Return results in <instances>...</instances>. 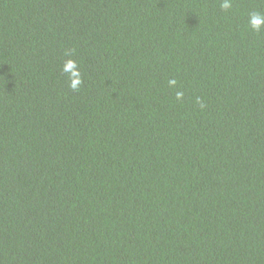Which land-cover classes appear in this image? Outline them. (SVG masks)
Instances as JSON below:
<instances>
[{
  "label": "trees",
  "instance_id": "obj_1",
  "mask_svg": "<svg viewBox=\"0 0 264 264\" xmlns=\"http://www.w3.org/2000/svg\"><path fill=\"white\" fill-rule=\"evenodd\" d=\"M222 2L0 0V264H264V0Z\"/></svg>",
  "mask_w": 264,
  "mask_h": 264
},
{
  "label": "clouds",
  "instance_id": "obj_2",
  "mask_svg": "<svg viewBox=\"0 0 264 264\" xmlns=\"http://www.w3.org/2000/svg\"><path fill=\"white\" fill-rule=\"evenodd\" d=\"M232 6L231 4V0H223L221 7L223 9H230ZM249 24L251 26V28L254 31H260L261 28H264V14L259 13V12H253L249 15ZM66 55H70V53H66ZM68 69H75V71H73L72 73V77H74V79H72L70 87L75 91L79 89V86L82 84V78H81V74L78 70V66L77 63L74 60L69 59L68 61L65 62V65L63 67V71L67 72ZM170 86H175L176 85V80H170L169 82ZM183 92L182 91H178L176 93V98L177 100H181L183 98ZM201 107H203V105H201Z\"/></svg>",
  "mask_w": 264,
  "mask_h": 264
}]
</instances>
